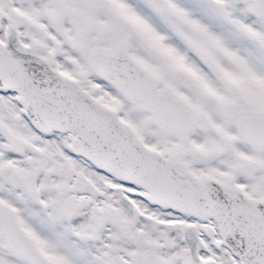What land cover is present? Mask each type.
Returning a JSON list of instances; mask_svg holds the SVG:
<instances>
[{
	"label": "snow or ice",
	"instance_id": "6c2138e0",
	"mask_svg": "<svg viewBox=\"0 0 264 264\" xmlns=\"http://www.w3.org/2000/svg\"><path fill=\"white\" fill-rule=\"evenodd\" d=\"M0 264H264V0H0Z\"/></svg>",
	"mask_w": 264,
	"mask_h": 264
}]
</instances>
